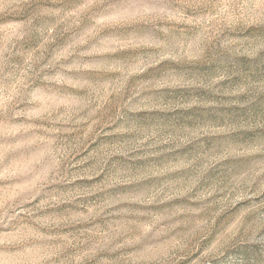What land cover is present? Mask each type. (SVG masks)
I'll return each mask as SVG.
<instances>
[{"label": "rangeland", "instance_id": "obj_1", "mask_svg": "<svg viewBox=\"0 0 264 264\" xmlns=\"http://www.w3.org/2000/svg\"><path fill=\"white\" fill-rule=\"evenodd\" d=\"M0 264H264V0H0Z\"/></svg>", "mask_w": 264, "mask_h": 264}]
</instances>
